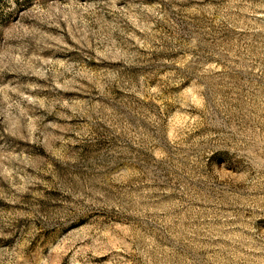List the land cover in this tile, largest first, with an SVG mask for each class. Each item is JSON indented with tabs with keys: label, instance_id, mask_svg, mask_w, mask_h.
Segmentation results:
<instances>
[{
	"label": "rangeland",
	"instance_id": "1",
	"mask_svg": "<svg viewBox=\"0 0 264 264\" xmlns=\"http://www.w3.org/2000/svg\"><path fill=\"white\" fill-rule=\"evenodd\" d=\"M0 264H264V0H0Z\"/></svg>",
	"mask_w": 264,
	"mask_h": 264
}]
</instances>
